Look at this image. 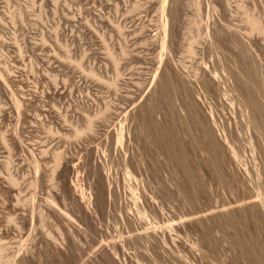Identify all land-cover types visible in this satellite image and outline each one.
Wrapping results in <instances>:
<instances>
[{"label": "bare ground", "instance_id": "1", "mask_svg": "<svg viewBox=\"0 0 264 264\" xmlns=\"http://www.w3.org/2000/svg\"><path fill=\"white\" fill-rule=\"evenodd\" d=\"M179 2L156 0L160 17L151 36L157 59L145 72L130 62L135 42L122 22L112 21L111 12L105 16L108 37L102 40L109 59L101 63L93 55L86 66L83 58L76 63L96 90L92 95L88 90L85 106L75 105L72 116L58 110L44 115L53 119L49 130L65 137L63 149L54 153L55 164L47 176L52 185L45 198L39 163L30 179L29 197L22 193L18 173L8 172L11 187L0 207L6 220L30 226L31 241L36 214L43 221L53 219L59 231L48 232L51 241L34 253L38 264H132L128 246L143 247L151 255L166 249L175 256L173 249H187L189 242L187 259H197L219 243L222 264H264V0H196L199 11L205 3L208 8L205 41L220 54L228 49L229 69L221 60L193 63L199 34L186 48L193 55L192 64L175 58L182 27ZM113 5L117 10L119 2ZM251 6L254 13L247 14ZM238 10L246 25L235 22ZM79 85L75 83V89ZM78 96L84 100L81 93ZM19 99L15 102L20 106ZM68 116L75 119L69 123L70 134L65 133ZM1 138L8 143L4 134ZM18 138L16 129L10 148L24 147V159L37 162L34 146ZM117 164L124 166L122 179ZM159 169L165 178L162 183L157 180L163 193L176 194L186 203L180 215L167 213L158 201L153 186ZM112 208L133 233L122 236L119 229L112 234L98 226L99 218H107ZM91 232L101 233L105 242L97 243L84 258L89 245L85 248L80 242ZM189 234L194 235L192 240ZM5 238L0 243V264H36L26 255L28 247L11 256L14 248Z\"/></svg>", "mask_w": 264, "mask_h": 264}, {"label": "rangeland", "instance_id": "2", "mask_svg": "<svg viewBox=\"0 0 264 264\" xmlns=\"http://www.w3.org/2000/svg\"><path fill=\"white\" fill-rule=\"evenodd\" d=\"M107 1L110 0H0V72L3 73V78L0 77V110L2 111V114L0 113V207L6 197L5 190L11 187L8 172L12 170L18 173L20 181H23L22 193L29 197L30 191L33 189L30 181L36 174L38 163L40 164V179L45 181L43 182L42 197H46V190L52 185L47 176L52 172L55 164L54 153L56 150L63 149L64 145L62 144H64L65 137L63 133L59 132L60 134H58L55 130H53L54 132L49 130V127L53 125L51 122L53 119L44 115L58 111H63L61 113L64 115L67 111L66 114L72 116L71 113H74L76 109L74 108L75 105L80 108L85 106L83 104H86L88 90L91 91L90 94L96 90L89 84L87 74L82 72L76 63L83 58L86 66L90 56L93 55H96L101 63H105L109 59L102 40L104 36L108 37L105 16H108L110 12L113 13L110 14L111 19L113 18L112 21L114 20L115 23L122 22L128 37L133 40L132 42H135L133 45L135 46L133 52L135 54L132 55L134 58H131L130 62L137 71L145 72L156 62L157 54L155 53L158 50L153 45V37L156 32L157 18L160 17L156 0H114L111 1L112 7L110 4L108 5ZM116 2H119V7L116 8L118 11L113 10L115 7L113 4ZM206 7L207 4L205 3L203 10L199 11L196 0H180L178 17L180 18V26L183 28L180 27L181 35L174 56L176 59H184L185 64L190 66L193 55L187 53L186 48L188 43L193 40V36L199 34L198 43H196L197 52L193 63H200L203 58L207 62L215 61V64L221 60L229 69L232 61L228 49H222L220 54L217 48L210 47V44L205 41V24L208 18V8ZM237 12L238 16L235 22L246 25L243 13L239 10ZM249 13H254L252 6L247 14ZM118 34L117 32L114 35L115 39L118 38ZM115 50L119 54L117 44ZM129 67L123 70H128ZM189 73L192 74L190 68ZM5 80L6 82L9 81L3 83ZM77 82L80 85L75 89ZM195 87L199 91L198 86ZM72 89L73 93L71 94ZM80 93L84 96L83 101L78 96ZM16 99L21 101L20 106L16 104ZM202 101L205 102L204 98ZM70 104L72 106H69ZM101 104L103 105V103H99V105ZM68 108L70 110H67ZM77 113L79 114V111ZM71 116H68L69 122L65 130L67 134L72 132L69 123L72 121L75 123V119H72ZM237 119L242 120V115L238 114ZM83 123H85V118L82 115L81 125ZM16 129L19 132L18 140L26 146H34L37 162L33 161L32 158L24 159V154H27L24 147L20 149L10 148L9 145L13 142ZM244 132L246 133V130L242 132L243 135ZM2 134L8 139V143L3 142ZM68 139L70 142L74 141L73 137ZM245 144L248 143L245 142ZM43 149L46 150L45 154L42 153ZM116 168H118L122 179L125 172L124 166L117 164ZM156 175L157 179L154 180L162 183L165 179L163 172L160 170ZM155 181L153 187L157 188L160 196L157 200L163 202L166 212L177 211L179 215L183 213L187 208L186 203L176 194H164L158 181L157 183ZM9 205H7V211ZM149 213L151 214H149V218H153V213ZM110 215L107 218H99L100 224L98 226L102 230H110L112 234H115L116 230L119 229L118 231L122 236L133 233L122 225L120 222L121 214L118 211L112 208ZM29 218L31 220L30 216ZM34 222L37 230L34 240L31 241L28 239L30 226L20 224L22 226L18 227L14 223H9L5 218V213L0 211V243L4 241L5 237L6 241H11L10 244L13 245L12 249H14L10 251V255L13 257L19 253L21 247H28L29 251L26 252V255L38 264L34 253L42 250L40 248H44L47 241H51L48 232L58 235L59 231L51 218L43 221L36 214ZM102 238L101 233L91 232L88 237L86 236L85 241L80 242L85 248L90 246L86 248L84 258L89 256L88 254H92V251L101 241L105 242ZM193 238L194 235L189 234V239L192 240ZM215 242L218 243L217 240ZM131 247L128 246L126 251L129 252L128 257L132 260V264H179V259L184 262L190 260L193 264H222L224 257L219 243L213 250L205 251L197 259L185 257L187 249L191 248L190 242L187 249L181 248V251L178 252L173 249L175 256L169 254L166 249L160 248L158 255H151L143 247ZM118 260L123 261V256Z\"/></svg>", "mask_w": 264, "mask_h": 264}]
</instances>
